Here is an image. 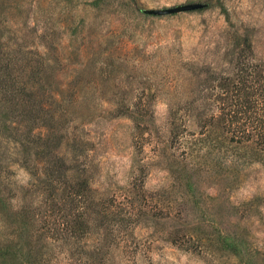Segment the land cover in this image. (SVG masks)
Returning a JSON list of instances; mask_svg holds the SVG:
<instances>
[{"label": "rangeland", "instance_id": "1", "mask_svg": "<svg viewBox=\"0 0 264 264\" xmlns=\"http://www.w3.org/2000/svg\"><path fill=\"white\" fill-rule=\"evenodd\" d=\"M0 264H264V0H0Z\"/></svg>", "mask_w": 264, "mask_h": 264}, {"label": "water", "instance_id": "2", "mask_svg": "<svg viewBox=\"0 0 264 264\" xmlns=\"http://www.w3.org/2000/svg\"><path fill=\"white\" fill-rule=\"evenodd\" d=\"M203 7H204L203 4L191 3V4H184V5L171 7V8H164V9H146L143 10V13L151 16H163V15L175 14L179 12L194 11L201 9Z\"/></svg>", "mask_w": 264, "mask_h": 264}]
</instances>
